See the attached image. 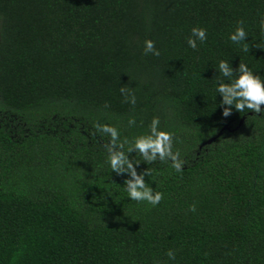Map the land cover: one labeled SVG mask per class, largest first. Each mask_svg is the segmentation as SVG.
<instances>
[{"label":"trees","instance_id":"trees-1","mask_svg":"<svg viewBox=\"0 0 264 264\" xmlns=\"http://www.w3.org/2000/svg\"><path fill=\"white\" fill-rule=\"evenodd\" d=\"M262 17L264 0H0V264H264V112L224 116L215 91L220 60L264 79ZM154 117L183 164L127 152L152 206L97 125L131 142Z\"/></svg>","mask_w":264,"mask_h":264},{"label":"clouds","instance_id":"clouds-1","mask_svg":"<svg viewBox=\"0 0 264 264\" xmlns=\"http://www.w3.org/2000/svg\"><path fill=\"white\" fill-rule=\"evenodd\" d=\"M261 29L264 30V17L260 20ZM247 33L242 22L238 23L235 30L229 34V39L233 43L241 45L244 52L249 51V47L245 42ZM206 40V30L203 27H193L191 36L188 37V46L192 49L197 48V42L203 43ZM245 42V43H242ZM144 52L159 55V51L155 49L151 40H145ZM218 71L220 75L227 80L221 79L216 84V94L221 96V102L228 107L223 109V115L227 116L232 107L240 113H247L252 110L255 114L264 112V79L260 75L255 74L253 70L244 62H240L238 68L233 70L229 62L220 60L218 63ZM124 93L125 89L121 88ZM127 99L131 103H135V97L131 94ZM133 120H129V124H133ZM97 130L101 136L110 137L111 143L108 145L107 158L112 171L122 173L127 170L130 179L125 180L126 193L131 200L146 201L148 204L157 205L163 194L159 191L153 193L152 189L146 184L144 174H137L133 162L128 158L127 152H131L134 148L140 154L145 162H152L159 157L162 162H171V168L176 172L182 170L183 161L179 158V153L172 149V133L160 127L158 118H153L149 125V130L136 136L131 142L127 139L121 140L119 131L116 127L109 124L97 125ZM115 145V150L112 146ZM125 145H128L125 148ZM139 162V161H137ZM195 211V207H192ZM167 255L170 259H174V253L169 250Z\"/></svg>","mask_w":264,"mask_h":264},{"label":"water","instance_id":"water-1","mask_svg":"<svg viewBox=\"0 0 264 264\" xmlns=\"http://www.w3.org/2000/svg\"><path fill=\"white\" fill-rule=\"evenodd\" d=\"M243 121H244V118L241 119V121L239 122L237 128L240 127V126L243 124ZM237 128H236V129H237ZM222 130H230V129H229L227 126H225ZM222 130L217 134L216 137H218V136H220V135L222 134ZM216 137H212V138H210L209 140H207V141H206V144H210V143H212V142L216 139Z\"/></svg>","mask_w":264,"mask_h":264}]
</instances>
